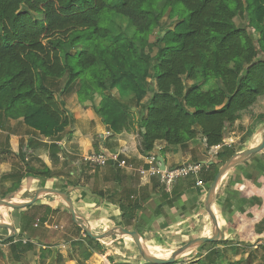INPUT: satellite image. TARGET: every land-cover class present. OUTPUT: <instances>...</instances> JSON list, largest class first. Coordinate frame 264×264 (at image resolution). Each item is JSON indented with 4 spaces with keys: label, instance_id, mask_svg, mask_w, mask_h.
I'll use <instances>...</instances> for the list:
<instances>
[{
    "label": "trees",
    "instance_id": "16d2710c",
    "mask_svg": "<svg viewBox=\"0 0 264 264\" xmlns=\"http://www.w3.org/2000/svg\"><path fill=\"white\" fill-rule=\"evenodd\" d=\"M166 13L176 21L162 29ZM119 20L131 37L113 33ZM71 93L98 96L93 112L112 133L133 117L140 155L197 138L209 153L227 128L264 115V0H0V118L55 137L74 120L59 110ZM123 152L140 157L131 145ZM233 153L221 148L212 176ZM217 245L187 264H253L257 253L229 261Z\"/></svg>",
    "mask_w": 264,
    "mask_h": 264
},
{
    "label": "crops",
    "instance_id": "0c3cea01",
    "mask_svg": "<svg viewBox=\"0 0 264 264\" xmlns=\"http://www.w3.org/2000/svg\"><path fill=\"white\" fill-rule=\"evenodd\" d=\"M131 96L126 93V97ZM58 100L62 101L60 113L71 115L74 120L52 138L27 127L22 118L8 121L0 118V200L23 203L40 189L68 192L78 221L91 234L136 230L150 253L154 250L173 253L195 238L212 236L205 199L215 176L210 166L217 161L211 150L205 152L201 138L189 141L186 150L178 147L164 150L160 143L150 154L157 162L161 158L166 168L208 166L202 168L197 178L180 179L171 190H166L156 178H142L135 171L110 163L99 167L83 161L92 155L116 153L133 167L148 166L145 156L138 153L140 136L136 123L129 122L118 133L111 132L106 137L109 129L92 108L99 102L98 96L85 103H80L74 93ZM261 115L227 128L224 140L232 144L227 148L240 153L258 146L264 126ZM127 145L133 146L140 157L126 156L123 147ZM213 200L211 209L223 237L217 248L226 260L245 259L248 254L264 249V150L227 170ZM121 206L127 208L125 219ZM135 206L138 209L131 212ZM3 211L14 228V237L10 244L0 243V264H111L105 241L120 245L123 239V236L81 239L82 230L54 195H41L36 203L22 210ZM8 235L9 231L0 226V240ZM202 246L192 250L198 253L191 261L205 257ZM229 254L233 259L228 258Z\"/></svg>",
    "mask_w": 264,
    "mask_h": 264
},
{
    "label": "water",
    "instance_id": "95a60500",
    "mask_svg": "<svg viewBox=\"0 0 264 264\" xmlns=\"http://www.w3.org/2000/svg\"><path fill=\"white\" fill-rule=\"evenodd\" d=\"M262 150H264V126L262 130V139H261L260 144L256 147L246 149L240 153H235L230 159L224 162L217 170V173L215 174L213 181L211 182L209 186L206 199H205V209L210 218V223L212 227V236L211 237H198V238H195L187 242L186 244H183L182 247L179 248L170 258H159V257H156L150 254L146 250V248L143 246L144 243L142 241V238L136 230L129 231L125 229H115L103 235L91 234L90 230L78 221V217L74 211L73 204L71 203V200L69 199L68 192H62L59 190H52V189H40L35 192L34 196L30 200L23 202V203H17L13 199H2L0 200V208H7L12 211L22 210L36 203L38 201V198L41 195H54V196H57L64 203V205L66 206L67 212L72 217L73 222L82 230L83 235L87 236L88 238H91L94 240H101V239H104L110 236L130 237L133 240L135 244L134 246L137 248L139 255L146 263L148 264H174L178 260H180L186 252L195 249L197 246L201 244L217 243V242L220 243V241H222V238H223L222 232L217 225L215 215L211 209V205L214 201L213 199H215L216 197L221 178L227 170L249 159L251 156L258 154ZM158 162H159L160 169L164 170L165 166H164V162L162 161V159L159 158ZM81 189L86 194L92 195L85 188H81ZM0 226L6 228L9 231V235L6 238L0 240V243L5 242L14 237V228L9 222L0 218Z\"/></svg>",
    "mask_w": 264,
    "mask_h": 264
},
{
    "label": "rangeland",
    "instance_id": "374dc122",
    "mask_svg": "<svg viewBox=\"0 0 264 264\" xmlns=\"http://www.w3.org/2000/svg\"><path fill=\"white\" fill-rule=\"evenodd\" d=\"M175 21L176 20H174V19H172V20L168 19V13H166L164 18L162 19V29L173 27V24L175 23ZM244 22L245 21H243V20L241 21L240 19L235 20V23L237 25H241ZM118 26H119L118 28L113 29L114 34L120 33V34H123L127 37L132 36V29L128 26L126 21L119 20ZM248 30L251 31L250 29H248ZM156 33H157V31H155V34H153L150 37V39H149L150 42H154V40L156 38H160L162 36L163 32H158L157 34ZM255 36H257V34ZM148 81H150V79H148ZM187 85H189V83H187ZM150 95L151 94H148V96H146L143 99V101H142L143 105H146ZM141 110H142V107L140 106L138 108L132 107L131 111L132 112H136V111L142 112ZM132 118L133 117H131V119H130L131 123L134 122V119H132ZM8 222H10V221H8ZM80 234H81L80 238L85 240L86 239L85 235H83L82 233H80ZM73 235H74V237H76L77 234H73ZM142 241L144 243L143 239H142ZM120 242H121L120 245H118V244L112 245V243H110L109 241H105V243L107 244V247H105V248H107L106 254L109 255L110 258L112 259V260H110L111 264H148L141 258L138 251L136 250V248L133 247L134 246L133 243H130V242H132L130 237L123 236V239H120ZM123 242H125V243H123ZM143 246L145 247V244ZM127 249H129V250H127ZM169 249L170 248H168L167 250H169ZM207 249L208 248L206 247V250ZM193 250H198V249H193ZM171 251H174V250H171ZM152 253L161 255L163 258H170L171 256H173V254L175 252L171 253L170 251H166V250H163L162 252L160 250H158V251L154 250V251H152ZM197 253H198V251L197 252L192 251V250L188 251L184 254V256L180 260L177 261V263L180 262L182 264V262H184L185 264H187V263H189V261L194 260L193 258H195L197 256ZM261 255H262L261 250H257L256 258L253 261V264H260L261 263ZM229 256H230V254H229ZM231 257L232 256H230L228 258L233 259ZM124 261H127V263H124ZM140 261H142V262H140Z\"/></svg>",
    "mask_w": 264,
    "mask_h": 264
},
{
    "label": "built area",
    "instance_id": "2783aa9c",
    "mask_svg": "<svg viewBox=\"0 0 264 264\" xmlns=\"http://www.w3.org/2000/svg\"><path fill=\"white\" fill-rule=\"evenodd\" d=\"M110 135L111 131H106L105 136L107 137ZM230 145V142L223 140L221 145L215 146L211 149L212 155L215 157L221 148L229 147ZM144 156V161L148 164V168H145L143 165L133 167V165L127 163L124 159H121L119 157V154L116 153L110 155H105L104 153L92 155L85 158L83 161L99 167H105L108 163H110L118 168H126L128 170L135 171L142 178H156L158 179L159 184L166 190H171L172 186L180 179L189 178L191 176L197 178L202 168H208V166H204L202 164H189L172 168L165 167L164 170H161L159 167V163L155 160L154 157L150 156V154ZM197 185L199 186L198 182ZM22 243L26 242L23 240Z\"/></svg>",
    "mask_w": 264,
    "mask_h": 264
},
{
    "label": "bare ground",
    "instance_id": "6f19581e",
    "mask_svg": "<svg viewBox=\"0 0 264 264\" xmlns=\"http://www.w3.org/2000/svg\"><path fill=\"white\" fill-rule=\"evenodd\" d=\"M1 210H2V211H1ZM3 210H5V208H4V209H0V215L4 218L5 221H7L8 216H6V214H5V212H4ZM3 218H2V219H3ZM149 253H150V252H149ZM150 254H152V253H150ZM152 255H154V256H156V257H159V258H163L161 255H158V254H152Z\"/></svg>",
    "mask_w": 264,
    "mask_h": 264
}]
</instances>
